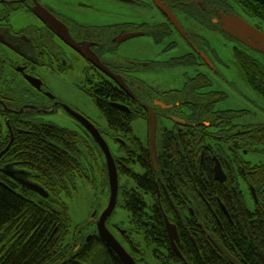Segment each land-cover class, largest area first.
I'll return each mask as SVG.
<instances>
[{
    "label": "flooded vegetation",
    "instance_id": "af4514ba",
    "mask_svg": "<svg viewBox=\"0 0 264 264\" xmlns=\"http://www.w3.org/2000/svg\"><path fill=\"white\" fill-rule=\"evenodd\" d=\"M92 1L78 0V3L100 13L109 12L112 3L135 4L152 12L153 20L96 25L76 19L75 12L66 10L65 0H0V183L14 186L18 195L37 196L36 191L25 185L38 180L31 169L34 164L24 156V150H30L24 143L36 141L42 132L49 135L54 131L53 125L65 127L67 122L75 125L70 129L93 140L92 155L81 162L82 167L91 168L90 159L99 154L105 163L103 180L109 182L106 155L80 120L82 116L99 129L116 161L117 205L120 198L123 200L124 186L130 194L128 198L140 197L146 203L145 211L150 214L147 213L145 226L156 235L152 234L151 242L143 238L161 264H264L261 260L264 258V161L248 157L250 152L264 151L259 148L264 145V122L243 124L236 120L242 110L215 109L216 102L223 97L211 98L210 93L217 90L207 89L211 81L204 72L189 77L183 90L172 89L178 93L166 101L165 92L147 89L144 80L136 74L142 68H157L158 60L131 59L122 49L137 37L149 38L145 46H139L143 49L150 41L161 44L168 39L160 54L175 47L177 38L183 35L169 18L168 14L172 13L188 31L187 39H183L190 50L164 61V65H212L211 44L200 39L184 17L221 32L218 15L235 13L264 32V7L258 8V0ZM243 48L236 45L234 57L235 52H245L264 63L263 52ZM78 61L84 62L82 77L86 83L79 86L80 94L87 98L83 103L59 95L42 74L43 70L68 72ZM110 74L120 76L136 97L122 89ZM102 88L117 89L121 98L107 101L109 97L102 95ZM100 102L128 113L124 121L132 116L146 119L147 136L141 138L133 129L128 133L100 129L94 110L97 106L102 112ZM150 114L157 118V165L152 153ZM165 136L172 137L173 146H166ZM111 142L116 145V153ZM13 146L12 151L17 152L18 148L17 156L11 154ZM60 150L68 156L66 147L61 146ZM144 153L148 155L146 160ZM147 173L153 176L154 185L148 181ZM164 204L169 212H165ZM165 217L177 227V249L170 241ZM158 218L163 220L160 226ZM114 227L122 231L123 238L135 249L136 254H130L137 264L145 262L146 251L132 238L134 233L144 235V229L130 217L127 226L115 224ZM161 228L167 236L166 245ZM170 252L173 255L165 258Z\"/></svg>",
    "mask_w": 264,
    "mask_h": 264
},
{
    "label": "trees",
    "instance_id": "16d2710c",
    "mask_svg": "<svg viewBox=\"0 0 264 264\" xmlns=\"http://www.w3.org/2000/svg\"><path fill=\"white\" fill-rule=\"evenodd\" d=\"M263 7L262 3L258 6L260 9ZM235 58L249 85L264 96V63L245 52H235ZM101 92L109 97L107 101L121 98L117 89L102 88ZM210 96L212 99H219L223 97V93L213 91ZM99 106L106 116L109 129L125 133L132 131L133 116L124 121V115L128 113L109 103L100 102ZM52 129L53 133L47 135L42 132V136L36 137V141L28 140L24 143L25 148L31 150H24V156L34 164V168H31L33 176L49 191V197L44 198L38 194L33 197L29 193L18 195L14 193V186L6 187L0 183V264H122L96 234L89 239H83L76 249L73 239L70 242L65 241L71 222L66 198L71 197L72 190H76V179L87 175L91 169L82 167L81 162L92 155L93 149L90 148L93 140L86 139L69 127L53 125ZM165 138L167 147L174 145L172 137ZM61 146L67 148L68 156L61 153ZM14 148L15 146L10 149L11 154L17 156L18 148L17 152L12 151ZM99 152L101 153L100 150ZM146 157L148 155L144 153V160ZM144 163L147 167L148 162ZM146 177L154 185L153 176L147 173ZM147 189L155 188L149 186ZM128 195L130 194H127L124 186L122 206L128 210L132 222L144 229L143 236L151 242V236L156 235V232L145 226V218L150 214L145 211L146 203L140 197L128 198ZM31 198L33 201H30ZM167 207L164 204L165 212H169ZM158 221L160 226L163 220L158 218ZM163 229L161 228L165 242L167 236ZM166 254L165 258H170L173 252ZM261 260L264 263V258L261 257Z\"/></svg>",
    "mask_w": 264,
    "mask_h": 264
},
{
    "label": "rangeland",
    "instance_id": "374dc122",
    "mask_svg": "<svg viewBox=\"0 0 264 264\" xmlns=\"http://www.w3.org/2000/svg\"><path fill=\"white\" fill-rule=\"evenodd\" d=\"M85 1V0H84ZM92 1V0H90ZM100 3L99 0H93L92 3ZM135 4L127 3V6L118 3H112L111 9L107 13L94 12V8H82L78 0H65V8L67 11L75 12V17L78 20L88 23H107L110 21L116 22H143L152 21V12L138 7ZM82 8V9H80ZM187 26L196 34L200 39L207 40L211 46L209 47V54L211 57L212 65H178L166 66L164 61L187 53L190 46L186 43L183 37L177 38V45L168 51H163L161 54L160 49H164L168 44V39L161 43L155 44L152 41L148 46L143 49L139 46L147 44L149 38L137 37L123 46V50L127 52L131 59H157V68H142L136 74L145 82V87L149 90L158 88L165 92L164 99L170 101L176 97L177 91L172 89H184L186 81L191 76H195L197 72H204L210 78L211 85L208 90H217L223 93V99L216 102L215 109H234L242 110L243 113L236 119L243 124H258L264 122V96L258 91L253 89L247 79L242 68L236 62L234 57V47L239 45L238 42L220 32L216 28L207 25H202L197 20H188L184 17ZM22 23L21 20H19ZM83 67L84 62L78 61L77 65L70 69L68 72L57 74L43 70L42 74L45 81L63 97H73L79 103L86 102L87 98L80 94L79 86L85 84L83 80ZM95 118L97 125L105 132H112L108 127L106 117L102 114L97 106L94 107ZM168 124V121H165ZM65 127H75L72 122L64 123ZM133 132L141 138L147 136L148 124L146 119L137 117L132 121ZM112 151L116 153V145L111 142ZM259 148H264V145H259ZM248 157L255 160L264 161V151L250 152ZM87 160V159H85ZM91 169L87 175L76 179V190H72L71 197H67L66 201L69 206L70 212V227L69 233L66 235L65 241L73 242L76 239V234L81 231L80 236L88 237L96 231V224L90 222L93 213L100 216L102 210L106 207L109 199L108 187L104 184L103 180V159L99 154L95 158L90 159ZM120 198L118 205L115 208L112 216L108 219L107 225L109 229L115 234L117 239L131 252L136 254L133 246L123 238L122 231L116 230L115 224L129 223V212L122 205ZM78 228V231H77ZM77 231V233H76ZM132 238L146 251L145 262L139 261L141 264H161L159 259L154 255L152 248L146 244L143 235L134 233Z\"/></svg>",
    "mask_w": 264,
    "mask_h": 264
},
{
    "label": "water",
    "instance_id": "95a60500",
    "mask_svg": "<svg viewBox=\"0 0 264 264\" xmlns=\"http://www.w3.org/2000/svg\"><path fill=\"white\" fill-rule=\"evenodd\" d=\"M220 20H221V28L224 32L228 33L232 37L238 39L239 41L245 43L246 45H249L253 48H257L260 51L264 52V33L262 31H259L256 29L253 25H251L249 22H247L244 18L241 16L229 13V14H220ZM172 22L175 24L177 28L181 31L182 35L186 36V31L182 25V23L172 15H169ZM133 36V35H131ZM70 44L76 46L74 43L69 41ZM110 76L116 80L118 85L124 89L126 92L131 94L132 96L136 97L134 95V92L128 85L122 81L120 76L110 74ZM115 106L126 109L124 105H121L119 103H115ZM77 114V113H76ZM79 116V114H77ZM150 124H151V137H152V153L154 158V163L157 165L156 162V145H155V134H156V124H157V118L156 115L152 116L150 114ZM81 118L80 120L82 123L91 131L92 135L96 139V141L99 143L101 149L104 151L106 155V160L108 163V172H109V178H110V198L107 207L102 211L98 219L96 220L97 229H98V236L102 239V241L105 243V245L112 251L114 254L118 257L120 262L122 264H137L136 259L129 253L127 248L117 239V237L113 234V232L108 228L107 226V220L111 217V215L114 212V209L116 207L117 203V197H118V189H119V179H118V171L116 167V161L112 155V152L110 150L109 144L105 140V138L102 136L98 128L92 124L90 121L85 119L82 116H79ZM27 188L34 190L44 196H48V192L38 183L34 182H25ZM96 212L93 215V218L91 221L95 220ZM166 221V230L168 232L170 241L172 243V246L177 249L176 247V241L179 240V234L178 230L175 224L171 223L167 217H165Z\"/></svg>",
    "mask_w": 264,
    "mask_h": 264
}]
</instances>
